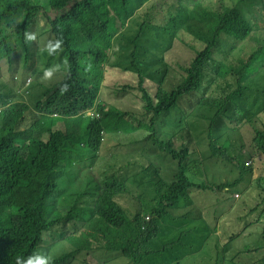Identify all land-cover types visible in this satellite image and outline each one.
Instances as JSON below:
<instances>
[{
	"label": "clouds",
	"instance_id": "1",
	"mask_svg": "<svg viewBox=\"0 0 264 264\" xmlns=\"http://www.w3.org/2000/svg\"><path fill=\"white\" fill-rule=\"evenodd\" d=\"M99 10L96 0H67L62 7L78 28H90ZM252 14L260 19L253 21ZM151 21L161 30L127 44L130 77L115 100H109L115 118L83 145L79 160L56 158L61 138L44 129L55 113L34 108L32 83L50 84L46 62L0 36V181L5 186L0 194V264H110L115 246L95 217L110 158L101 135L123 121L132 82L143 84L149 103H182L203 115L174 138L151 146L149 162L162 181L157 188L168 196L163 204L167 213L144 214L118 261L264 264V114L256 108L242 110L240 140L235 148L228 147L224 145L235 137L236 122L222 104L205 102L220 90V82L245 85L264 69V0H163L152 9ZM26 39L36 37L26 33ZM25 68L38 70L22 80ZM69 75L72 81L61 91L79 96L85 91L82 77L73 69ZM12 116L15 129L38 135L36 156L53 161L40 193L41 221L11 202L22 173L14 139L5 134ZM206 131L215 142L205 138ZM181 134L199 137L196 168L179 159ZM139 185L151 188L147 181ZM205 217L209 223L190 225ZM29 232L36 237L34 251L26 239Z\"/></svg>",
	"mask_w": 264,
	"mask_h": 264
},
{
	"label": "trees",
	"instance_id": "2",
	"mask_svg": "<svg viewBox=\"0 0 264 264\" xmlns=\"http://www.w3.org/2000/svg\"><path fill=\"white\" fill-rule=\"evenodd\" d=\"M66 1L49 0L50 7L42 10L43 20L49 25L52 38L62 46L67 64L63 80L52 86H45L44 95L48 96L50 92L56 93L63 87H67L72 81L69 75L71 69L82 77L85 91L79 96L61 91L58 98L47 102L36 99L34 108L39 113L56 114L58 112L67 117L65 120L47 119L44 122V129L56 132L61 138L62 143L56 148V158L68 157L79 160L83 145L93 135L100 134L99 131L115 118V108L106 94V79H121L122 73L116 71L113 77H109V73L116 66H120L122 70H129L131 62L126 51L129 42L141 35H149L161 30L160 26L152 24L151 11L163 0L152 2L149 0H96L100 10L90 28H78L69 22L62 12ZM40 10L39 3L30 0H1L0 36L10 46L30 51V40L26 39V33H29L33 17ZM250 17L253 21L260 19L253 14ZM12 26H15L13 31H11ZM117 48H120L118 53ZM117 54L122 55V58L114 59ZM103 63L108 67L104 71ZM34 70L25 68L20 79L24 80L28 75H33ZM261 75H264V69L255 75L264 81ZM257 84V81L243 85L224 80L218 84L220 90L205 100L208 105L222 104L227 117L237 124V133L227 144L228 147L235 148L240 140L241 129L238 117L242 110L256 108L264 114V99L252 97L254 85ZM32 86L40 87L35 81ZM129 93V107L123 121L117 129L106 131L101 135L103 146L110 158L104 173V196L97 205L95 217L101 220V226L109 233L115 246V253L121 251L126 242L137 233L144 221V214L163 216L167 213V208L163 204L168 203V196L161 194L157 188L162 181L149 162L151 146L174 138L194 118L203 115L182 103L145 101L141 82L130 83ZM60 107L79 116L86 112L89 114L79 119L78 125L72 119L73 116L62 112ZM14 119V116L10 117L5 126V134L14 139L15 147L19 152L16 159L21 162L22 173L11 202L31 210L35 218L41 221L40 193L53 161H42L36 156L38 135L15 129ZM180 138V161L196 168L199 137L181 134ZM205 138L210 143L215 142V138L208 131L205 132ZM140 181L149 182L151 188L146 190L140 187ZM125 182H131L138 189L152 193L154 204L138 199L132 203L128 214L127 203L115 189V186ZM4 190L5 186L0 181V194ZM209 222L210 218L205 217L193 221L190 225ZM26 239L34 251L36 240L34 233H27ZM181 264L189 263L182 259Z\"/></svg>",
	"mask_w": 264,
	"mask_h": 264
},
{
	"label": "rangeland",
	"instance_id": "3",
	"mask_svg": "<svg viewBox=\"0 0 264 264\" xmlns=\"http://www.w3.org/2000/svg\"><path fill=\"white\" fill-rule=\"evenodd\" d=\"M1 1V0H0ZM31 2H37L40 5V11L33 17L32 25L29 28V33L34 34L36 39L30 40V52L35 56L43 59L48 69L51 73V79L49 86L54 85L56 82L63 80L64 75L67 71V64L63 56V48L57 43L50 34V27L47 23L44 22L42 17V10L49 8V0H30ZM223 1H233V0H223ZM143 8L140 7V10ZM15 26H12L11 31L14 30ZM57 45H59L57 47ZM120 48H117V53ZM122 58V55L117 54L114 59ZM108 67L105 63L102 64V70H106ZM116 71L122 73L121 79H106V94L109 100H115L116 96L119 94V91L122 87H125L128 83L130 72L129 70H122L120 66L113 67L112 71L109 73V77H113ZM254 81H257V85H254V90L252 92V97H258L264 99V81L260 80L258 77H255ZM47 86V87H49ZM46 87H39L33 90L32 92V101L33 105L36 99H40L42 102L52 101L58 98L61 94V91L53 93L50 92L48 96L44 95ZM89 114L88 112L79 116V119H82L85 115ZM61 119L65 120L67 117L65 115L54 114L49 119ZM72 119L79 125L80 120L77 117H72ZM187 139V137H186ZM13 140V139H12ZM225 144L224 146H226ZM115 189L119 191L123 199L127 203L126 210L129 214L130 209L132 208V203L141 199L145 202H152V193L149 191H142L135 187L131 182H125L121 185L115 186ZM121 251L116 252L114 257L111 259L110 264H123L121 261H118Z\"/></svg>",
	"mask_w": 264,
	"mask_h": 264
},
{
	"label": "crops",
	"instance_id": "4",
	"mask_svg": "<svg viewBox=\"0 0 264 264\" xmlns=\"http://www.w3.org/2000/svg\"><path fill=\"white\" fill-rule=\"evenodd\" d=\"M2 135L0 134V139H1Z\"/></svg>",
	"mask_w": 264,
	"mask_h": 264
}]
</instances>
